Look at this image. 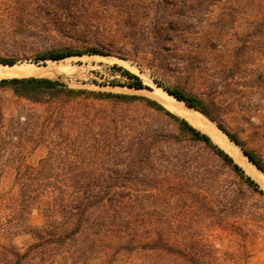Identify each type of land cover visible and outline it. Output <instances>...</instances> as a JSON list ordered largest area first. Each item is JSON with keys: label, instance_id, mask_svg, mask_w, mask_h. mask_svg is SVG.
<instances>
[{"label": "rangeland", "instance_id": "obj_1", "mask_svg": "<svg viewBox=\"0 0 264 264\" xmlns=\"http://www.w3.org/2000/svg\"><path fill=\"white\" fill-rule=\"evenodd\" d=\"M159 1L128 0L126 4L93 0L89 6L76 1L70 5L32 2L27 8L11 9L0 6V58L14 57L15 64L35 63L45 71L37 76L59 78L73 88L126 92L156 99L163 105L159 95L168 91L156 79L177 85L200 96L215 119L203 114L226 136L218 122L235 134L264 163V0H171L166 11L157 8ZM163 1L162 5L167 4ZM182 16L185 23L179 26L176 18ZM170 25L177 28L166 34ZM87 46H98L109 54L35 59L52 49ZM115 63L139 74L150 87L136 89L119 84L126 78L113 67ZM0 101L7 124L0 135V167L10 169L21 164L12 160L19 152L24 165L38 164L50 151V145L40 138L42 134L50 137L49 125L43 133L48 104L17 98L7 87L0 88ZM75 107L69 105L70 109ZM144 112L139 104L131 107L133 115ZM20 115L22 129L16 123ZM63 127L71 137L77 134L76 125L64 122ZM30 131L34 138L27 134ZM50 134L56 136L58 130ZM235 144L243 153L241 145ZM66 150L65 144L56 148L61 155ZM75 152L88 156V161L96 165L86 146ZM55 162L58 164V160ZM219 163L221 180L208 188V202L214 210L182 212L179 205L190 204L189 199L172 197L165 202L157 197L152 207L155 225L169 230L172 244L198 251L201 264H264V184L239 162L258 187L229 165ZM13 178L10 172L0 179V192L9 188ZM235 195L237 206H233ZM39 222L37 216L32 219L33 224ZM32 240L30 234L13 236L0 230V251L5 246L25 252ZM157 256L154 261L158 264H191L164 254ZM9 258L15 260L13 253ZM31 262L26 257L21 264Z\"/></svg>", "mask_w": 264, "mask_h": 264}, {"label": "trees", "instance_id": "obj_2", "mask_svg": "<svg viewBox=\"0 0 264 264\" xmlns=\"http://www.w3.org/2000/svg\"><path fill=\"white\" fill-rule=\"evenodd\" d=\"M72 1L82 6L93 2L0 0V6L27 8L32 2L70 5ZM103 1L127 4L128 0ZM168 1L171 0L162 5L164 1L160 0L157 8L169 10ZM176 22L181 26L185 20L182 16ZM172 28L177 27H166V34ZM84 54L109 53L98 46L65 47L41 53L35 59L59 60ZM0 62L12 65L17 59L1 57ZM113 67L126 78L119 84L136 89L150 87L130 69L117 63ZM156 82L215 119L197 94L157 79ZM1 87L12 89L17 98L48 104L43 133L49 125L50 137L42 134L40 138L50 145V151L38 164L24 165L19 152L12 160L21 164L10 169L0 167V179L6 173L14 175L9 188L0 192V230L13 236L33 237L25 252L3 246L0 264H21L26 257L32 260L30 264H158L154 260L162 254L183 263L201 264L198 251L187 245L172 244L169 230L155 225L152 207L157 197L165 202L172 197L189 199L190 204L179 205L182 212L214 210L208 202V188L217 186L221 180L219 162L258 187L208 132L156 99L126 92L73 88L59 78L48 76L4 77L0 78ZM135 104L144 107L142 115L131 113ZM69 105L76 107L70 109ZM20 117L16 123L22 129ZM64 122L77 126L75 136L62 131ZM6 125L0 101V135ZM218 125L264 172V163L257 154L221 123ZM11 128L10 125L7 131ZM53 130H58L56 136L50 134ZM27 134L34 138L33 132ZM63 144L68 152L57 154L62 151L56 148ZM81 146L91 151V160L96 165L88 161V156L75 152ZM235 200L233 206L238 204L237 195ZM35 216L40 219L38 224L32 223ZM11 253L15 260L9 258Z\"/></svg>", "mask_w": 264, "mask_h": 264}, {"label": "bare ground", "instance_id": "obj_3", "mask_svg": "<svg viewBox=\"0 0 264 264\" xmlns=\"http://www.w3.org/2000/svg\"><path fill=\"white\" fill-rule=\"evenodd\" d=\"M102 57V56H101ZM41 66V64H40ZM60 66V65H59ZM56 67V66H55ZM58 67V64H57ZM56 67V69H57ZM64 67V66H63ZM62 67V68H63ZM53 68V67H52ZM61 68V69H62ZM54 69V68H53ZM59 69V67H58ZM57 69V70H58ZM56 70V71H57ZM60 71V69H59ZM45 72L42 67H38L35 63H23V64H0V77L5 76H22V75H39ZM161 100L172 111L186 117L194 125L204 129L208 132L213 139L226 149L235 159L244 166V168L254 177L262 181L264 184V172L253 163L248 156L242 153L241 148L232 142L209 118L205 117L201 112L194 108L187 106L183 101L178 100L170 93H160ZM185 104V105H184Z\"/></svg>", "mask_w": 264, "mask_h": 264}, {"label": "water", "instance_id": "obj_4", "mask_svg": "<svg viewBox=\"0 0 264 264\" xmlns=\"http://www.w3.org/2000/svg\"><path fill=\"white\" fill-rule=\"evenodd\" d=\"M16 76H19V75H16ZM22 76H31V75H22ZM34 76H37V75H34ZM5 77H15V76H5ZM4 78V77H3ZM169 93V92H168ZM171 94V93H170ZM171 95H173V94H171ZM174 96V95H173ZM174 97H176V96H174ZM177 98V97H176ZM178 99V98H177ZM178 100H180V99H178ZM180 101H182V100H180ZM184 102V101H183ZM185 103V102H184ZM187 106H189V107H191V108H194V109H196L197 111H199V112H201L198 108H196V107H193V106H190L189 104H187V103H185ZM202 114H203V112H201ZM204 115V114H203ZM205 116V115H204ZM205 117H207V118H209L208 116H205ZM210 119V118H209ZM211 120V119H210ZM212 121V120H211ZM227 137L230 139V137L227 135ZM244 153V152H243ZM245 154V153H244ZM246 155V154H245ZM249 159V158H248ZM253 162V161H252ZM254 163V162H253ZM258 167V166H257ZM259 168V167H258ZM260 169V168H259Z\"/></svg>", "mask_w": 264, "mask_h": 264}]
</instances>
